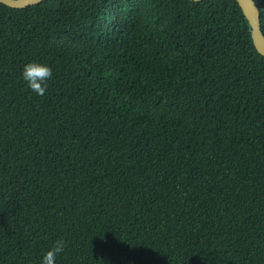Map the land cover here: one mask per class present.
I'll return each mask as SVG.
<instances>
[{"label":"trees","instance_id":"16d2710c","mask_svg":"<svg viewBox=\"0 0 264 264\" xmlns=\"http://www.w3.org/2000/svg\"><path fill=\"white\" fill-rule=\"evenodd\" d=\"M58 241L55 264H264V56L236 0L0 3V264Z\"/></svg>","mask_w":264,"mask_h":264},{"label":"clouds","instance_id":"9594fccd","mask_svg":"<svg viewBox=\"0 0 264 264\" xmlns=\"http://www.w3.org/2000/svg\"><path fill=\"white\" fill-rule=\"evenodd\" d=\"M21 76L32 92L42 96L47 88L48 80L52 78V69L45 63L32 61L23 66ZM63 251V243L56 242L55 246L41 257V264H55L57 255Z\"/></svg>","mask_w":264,"mask_h":264},{"label":"water","instance_id":"95a60500","mask_svg":"<svg viewBox=\"0 0 264 264\" xmlns=\"http://www.w3.org/2000/svg\"><path fill=\"white\" fill-rule=\"evenodd\" d=\"M42 0H0V3L12 7L23 8L36 4ZM201 1V0H194ZM240 6L245 18L249 23L250 33L253 45L257 52L264 56V35L260 26V13L257 5L253 0H236Z\"/></svg>","mask_w":264,"mask_h":264}]
</instances>
